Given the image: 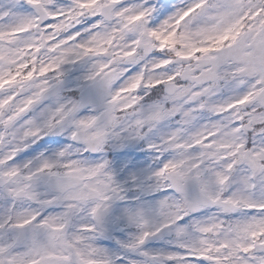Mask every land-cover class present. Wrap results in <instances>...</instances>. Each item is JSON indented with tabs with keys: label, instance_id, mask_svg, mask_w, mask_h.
<instances>
[{
	"label": "snow or ice",
	"instance_id": "6c2138e0",
	"mask_svg": "<svg viewBox=\"0 0 264 264\" xmlns=\"http://www.w3.org/2000/svg\"><path fill=\"white\" fill-rule=\"evenodd\" d=\"M0 264H264V0H0Z\"/></svg>",
	"mask_w": 264,
	"mask_h": 264
}]
</instances>
